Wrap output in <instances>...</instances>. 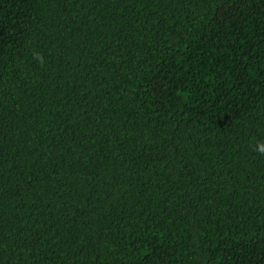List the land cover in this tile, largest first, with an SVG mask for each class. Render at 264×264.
<instances>
[{
  "label": "trees",
  "instance_id": "16d2710c",
  "mask_svg": "<svg viewBox=\"0 0 264 264\" xmlns=\"http://www.w3.org/2000/svg\"><path fill=\"white\" fill-rule=\"evenodd\" d=\"M0 264H264V0H0Z\"/></svg>",
  "mask_w": 264,
  "mask_h": 264
}]
</instances>
